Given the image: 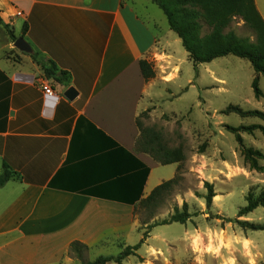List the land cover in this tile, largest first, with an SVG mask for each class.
Segmentation results:
<instances>
[{
  "label": "crops",
  "instance_id": "0c3cea01",
  "mask_svg": "<svg viewBox=\"0 0 264 264\" xmlns=\"http://www.w3.org/2000/svg\"><path fill=\"white\" fill-rule=\"evenodd\" d=\"M154 4L0 0L3 21L30 47H17L0 24V176L4 165L14 172L0 186V264H74V241L122 251L142 239L137 206L179 166L165 169L175 163L138 148V115L152 85L140 60L169 65L173 43L181 41L163 27ZM33 53L68 71L69 84L49 78ZM44 80L53 95L42 90ZM70 86L78 91L73 100L65 96ZM194 232L187 227L169 242V255L193 253L187 241ZM150 237L141 245L145 255L165 256ZM222 242H211L212 254L228 255L221 264H264V230L230 227ZM195 257L174 264H206Z\"/></svg>",
  "mask_w": 264,
  "mask_h": 264
},
{
  "label": "rangeland",
  "instance_id": "374dc122",
  "mask_svg": "<svg viewBox=\"0 0 264 264\" xmlns=\"http://www.w3.org/2000/svg\"><path fill=\"white\" fill-rule=\"evenodd\" d=\"M257 4L264 17V0H257ZM154 9L163 27L168 28L163 10L156 3ZM231 28L240 36L255 37L240 19ZM171 35L179 38L172 30ZM173 50L176 60L172 59L169 65L166 62L159 67L151 61L155 75L149 79L151 89L144 95L138 115L139 149L154 156L159 147L179 149L183 154L180 162L165 168L175 172L179 165L175 183L158 194L155 201L136 208L142 228L151 229L152 246L166 255L161 252L145 255L147 247L143 246L138 250L140 255L127 257L122 264H174L176 260L191 263L196 260L197 252L204 263L221 264L228 255L221 250L212 254L211 242L216 240L222 245L227 228L242 229L238 223L224 222L222 217L264 224V204L239 216L248 198L258 197L264 190V75L257 73L247 58L230 54L194 64L180 40L176 46L173 43ZM255 81L258 91L254 88ZM231 105L240 110L228 109ZM242 145L262 154L255 155L260 168L252 167L242 153ZM170 174L168 179L175 175ZM209 185L216 194L210 207L206 201ZM184 202L192 213L187 223L172 222L149 228L148 225L169 218L176 207L182 209ZM249 216L253 219H244ZM187 227L195 229L187 244L192 243L196 250L183 256L180 253L170 256L169 242L184 234ZM170 246L178 249L176 244ZM120 252L117 245L97 247L88 249L84 260ZM72 256L74 264H81L80 259Z\"/></svg>",
  "mask_w": 264,
  "mask_h": 264
},
{
  "label": "trees",
  "instance_id": "16d2710c",
  "mask_svg": "<svg viewBox=\"0 0 264 264\" xmlns=\"http://www.w3.org/2000/svg\"><path fill=\"white\" fill-rule=\"evenodd\" d=\"M164 12L167 17L170 29L174 31L182 41V44L194 64L210 62L216 58L235 55L247 58L251 61L255 71L264 75V17L257 8L255 0H152ZM236 19L244 21V25L254 32V39L250 36H240L231 28ZM0 24L7 30L12 41L17 39L13 28L5 23L0 16ZM207 30L205 31L204 29ZM27 31V24H24L23 34ZM34 60L42 66L49 78L64 84H69L70 73L59 69L52 60L42 62L38 53L32 54ZM140 67L146 80L154 77L155 72L152 63L148 59L140 60ZM254 88L258 91L257 81ZM228 109L240 110L237 106H230ZM242 153L251 162L252 167L260 168L255 155H262L258 151L246 148L242 145ZM152 155V154H151ZM161 164L178 163L182 160L183 154L179 149H168L159 147L156 155H152ZM179 168V166H178ZM149 172V169H148ZM14 172L8 165H4L3 173L0 176V186L4 185ZM177 176L164 181L158 185L150 195L141 199L140 204H147L155 201L158 194L163 193L175 183ZM212 185H209V192L206 196L207 206L210 207L215 196ZM264 204V190L258 197H249L248 204L240 209L239 216L251 212L259 205ZM192 217L188 210V204L184 202L183 208H175L169 218L148 225L149 228L160 224L172 222L187 223ZM224 222L238 223L242 228L253 230H264V224H254L238 218L231 219L222 217ZM151 230V229H150ZM150 230L144 231L142 239L133 246L125 247L118 255H100L94 260H84V253L88 246L74 241L70 245V253L80 259L81 264H107L115 262L122 264L123 260L130 255H137L136 251L149 236Z\"/></svg>",
  "mask_w": 264,
  "mask_h": 264
},
{
  "label": "water",
  "instance_id": "95a60500",
  "mask_svg": "<svg viewBox=\"0 0 264 264\" xmlns=\"http://www.w3.org/2000/svg\"><path fill=\"white\" fill-rule=\"evenodd\" d=\"M15 44L17 47H19L20 49L23 50H30L29 45L26 43V41L24 40L23 37H19L16 41ZM78 95V91L74 86H70L66 89L65 91V96L70 99L73 100L76 96Z\"/></svg>",
  "mask_w": 264,
  "mask_h": 264
},
{
  "label": "built area",
  "instance_id": "2783aa9c",
  "mask_svg": "<svg viewBox=\"0 0 264 264\" xmlns=\"http://www.w3.org/2000/svg\"><path fill=\"white\" fill-rule=\"evenodd\" d=\"M41 86H42V90L44 91V93H46L48 96L53 95L54 89L49 81L44 80Z\"/></svg>",
  "mask_w": 264,
  "mask_h": 264
}]
</instances>
